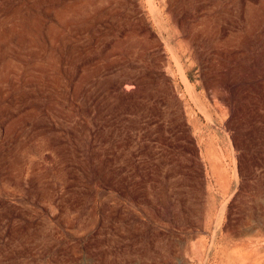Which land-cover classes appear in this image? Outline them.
<instances>
[{"label": "rangeland", "instance_id": "obj_1", "mask_svg": "<svg viewBox=\"0 0 264 264\" xmlns=\"http://www.w3.org/2000/svg\"><path fill=\"white\" fill-rule=\"evenodd\" d=\"M78 1L0 0V200L12 210L10 218L0 215V264H264V0L249 4L248 0H171L178 2L176 10L168 9L169 0H153L151 5L147 0ZM244 9L252 11L249 23ZM139 16L161 43L166 61L161 70L171 82L175 100L151 125L147 116L122 113L123 125L117 124L111 134H131L137 146L153 144L151 134L174 135L175 143L163 160L145 156L139 173L145 185L141 193L146 188L147 195L140 206L146 214L131 208L129 224L105 217L107 225L97 233L99 201H105L106 212L119 198L103 184V172L88 142L77 151L78 156L89 157L84 173L77 163L74 169L65 161L64 148L61 153L56 150L51 139L66 136L64 131L69 134L83 123V116L55 98L65 86L90 84L103 73L125 74L142 59L151 63L153 40L146 30L136 28ZM164 40L177 48L180 59L174 58V48L164 47ZM71 55H78L76 65L70 64ZM175 109L182 111L180 116ZM48 111L55 112L60 130L53 129ZM86 131L83 134H89ZM133 154L137 166L142 158ZM155 165L158 170L151 168ZM36 171L42 178L39 188L23 192L25 175ZM67 172L77 175L81 184L76 178V185L66 189L65 181L72 180L65 177ZM131 180L130 186L135 185ZM45 187H53L51 194L63 206L69 204L68 198L79 197L81 202L64 212L57 210L58 219H53L51 210L44 209V198H35L36 188ZM97 191L103 195L98 197ZM124 205L121 201L117 210L123 211ZM135 224L142 228L135 229Z\"/></svg>", "mask_w": 264, "mask_h": 264}, {"label": "bare ground", "instance_id": "obj_2", "mask_svg": "<svg viewBox=\"0 0 264 264\" xmlns=\"http://www.w3.org/2000/svg\"><path fill=\"white\" fill-rule=\"evenodd\" d=\"M13 1V0H12ZM78 1V0H77ZM134 1V0H133ZM161 1V0H160ZM176 1V0H175ZM210 1V0H209ZM208 1V2H209ZM219 1V0H218ZM253 0H248L246 1V4L250 3ZM257 1V0H256ZM258 1H262V0H258ZM79 2V1H78ZM147 2L150 3V5L153 3V0H147ZM167 2V1H166ZM180 2V1H179ZM182 2V1H181ZM242 2V1H241ZM3 3V2H2ZM178 3V2H177ZM173 1L169 0V3H167L169 8L168 9H175V4ZM184 2L180 3L183 4ZM207 3V2H206ZM229 3V2H228ZM244 3V1H243ZM164 4V3H163ZM166 4V3H165ZM202 4V3H201ZM262 4V3H261ZM132 5V4H131ZM149 5V6H150ZM157 5V4H156ZM184 5V4H183ZM237 5V4H236ZM244 4H242L243 6ZM5 6V5H4ZM178 6V5H176ZM209 6V5H207ZM211 6V5H210ZM241 6V7H242ZM250 6V5H249ZM263 6V5H260ZM244 7V6H243ZM248 7V6H247ZM264 7V6H263ZM150 8V7H149ZM155 8V7H154ZM233 8V7H232ZM246 8V7H245ZM253 8V7H252ZM167 9V11H169ZM177 9V8H176ZM175 9V10H176ZM209 9V8H208ZM212 9V6H211ZM226 9V8H225ZM224 9V10H225ZM199 10V9H198ZM201 10V9H200ZM204 10V9H203ZM202 10V11H203ZM220 10V9H219ZM223 10V11H224ZM229 10V9H228ZM233 10V9H232ZM235 10V9H234ZM242 10V8H241ZM245 10V9H244ZM264 10V9H263ZM178 11V10H177ZM218 11V10H217ZM152 12V11H151ZM154 12V11H153ZM199 12V11H198ZM233 12V11H232ZM249 9H247V11L245 10V19L248 20V23L250 22V16H249ZM136 13H140V9H136ZM135 13V14H136ZM168 13V12H167ZM231 13V12H230ZM264 13V12H262ZM109 14V13H108ZM175 14V12H174ZM177 14V13H176ZM207 14V13H206ZM221 14V13H220ZM219 14V15H220ZM233 14V13H231ZM157 15V13L155 14ZM161 15V14H160ZM196 15L198 16V14L196 13ZM211 15V14H210ZM223 15V14H222ZM19 16V15H18ZM21 16V15H20ZM114 16V15H113ZM158 16V15H157ZM196 16V18H197ZM200 16V15H199ZM238 16V14H237ZM240 16V15H239ZM162 17V15H161ZM175 17V16H173ZM172 17V18H173ZM264 17V15H263ZM2 18V17H1ZM8 18V17H7ZM6 18V20H7ZM23 18V17H22ZM112 18V17H111ZM156 18V17H155ZM201 18V17H200ZM199 18V19H200ZM244 18V17H243ZM158 19V18H157ZM235 19V18H234ZM233 19V21H234ZM244 19V20H245ZM264 19V18H263ZM262 19V20H263ZM5 20V19H4ZM10 20V19H9ZM8 20V21H9ZM18 20V19H17ZM198 20V19H197ZM201 20V19H200ZM7 21V22H8ZM15 21V19H14ZM162 21V20H160ZM202 21V20H201ZM231 21V20H230ZM229 21V22H230ZM231 21V22H233ZM236 21V20H235ZM238 21V20H237ZM157 22V21H156ZM167 22V21H166ZM204 22V21H203ZM231 22L229 24H231ZM264 22V21H263ZM228 23V21H227ZM240 23V22H239ZM247 23V24H248ZM246 24V25H247ZM47 25V24H46ZM160 25V24H159ZM237 25V24H236ZM1 26V25H0ZM4 26V25H3ZM116 26V25H115ZM166 26V25H165ZM206 26V25H205ZM8 27V25H7ZM114 27V26H113ZM201 27V26H200ZM198 27V28H200ZM224 27V26H223ZM222 27V28H223ZM226 27V26H225ZM224 27V28H225ZM9 28V27H8ZM136 28L138 30H146L147 28L144 27L143 24V17L141 18L139 16V22L136 26ZM197 28V27H196ZM230 28V26H229ZM235 28V27H234ZM238 28V27H237ZM10 29V28H9ZM7 29V30H9ZM117 29V28H116ZM160 29V27H159ZM219 29V27H218ZM244 29V28H243ZM254 29V28H253ZM12 30V29H10ZM200 30V29H199ZM198 30V33H199ZM240 30V29H239ZM245 30V29H244ZM148 34L151 35V37L153 36V33H151L150 31L146 30ZM166 31V30H165ZM205 31V29L203 30ZM213 31V30H212ZM222 31V30H221ZM225 31V30H224ZM227 31V30H226ZM246 31V30H245ZM264 31V30H263ZM29 32V31H27ZM45 32V31H44ZM201 32V30H200ZM238 32V31H237ZM241 32V30H240ZM243 32V31H242ZM2 33V31H1ZM30 33V32H29ZM130 33V32H129ZM164 33V31H163ZM169 33V32H167ZM206 33V32H205ZM229 33V32H228ZM235 33V32H234ZM239 33V32H238ZM160 34L161 31H160ZM159 34V35H160ZM13 35V34H12ZM124 36H126L125 34H123ZM136 35V33H135ZM143 35V34H142ZM140 35V36H142ZM158 35V36H159ZM169 35V34H168ZM205 35V34H204ZM232 35V34H231ZM234 35V34H233ZM264 35V33H263ZM30 36V35H29ZM28 36V37H29ZM76 36V35H75ZM201 36V34H200ZM237 36V35H236ZM239 36V35H238ZM242 36V34H241ZM7 37V36H5ZM162 37V36H161ZM203 37V36H202ZM228 37V35H227ZM82 38V37H81ZM165 38V37H162ZM159 38V39H162ZM197 38V37H196ZM201 38V37H200ZM226 37H223V40H225ZM230 38V37H228ZM245 38V36H244ZM246 38L247 35H246ZM250 38V37H249ZM262 38V37H261ZM7 39V38H6ZM166 39V38H165ZM243 39V38H242ZM251 39V38H250ZM75 40V39H74ZM153 40V45L152 50L150 51L151 54V63H148V61H145L142 58H139L140 62L135 66L132 67L130 70L126 71L125 74L120 75V73H118L115 76H108L106 74H102L100 77H97L95 79H92L90 82V84L87 85H83V86H78L76 84H73L72 87H64V93H62L61 95H58V97L55 98V100L57 101V103L59 104H63L64 106H70L76 113L79 112L81 113V115L78 116H83V123L78 122L79 124L76 125V127L72 128V130L70 131L72 134H67L66 131H64L66 133V136L63 134H59V136H55L53 137L51 140H53V144L57 145L56 150L58 149L59 152L61 153V151L64 148L65 153L67 154V157L65 158V161H67V163H71L74 165V169L76 168V166L78 167H82V170L85 168V165L88 163L89 161V157L86 155H82L81 157L78 156L77 151L81 150L80 146L84 145V142H88L90 143V145L87 143V146L89 148V146H93L92 149V153H95V155L93 156V158H95L97 160V163L94 161V163H96V166L98 169H100L103 172V184L105 182V184L110 185L109 187L116 193V195L118 196L119 199L114 200V202L112 203V205H109L107 207V211L105 212L106 207L103 209V204L105 203V201L100 200L99 201V205L98 208L101 212L100 217L98 218V221L95 225L96 228V232L99 233L102 228H104L107 224L106 221L104 220L105 217H108L109 219L111 218H118L122 221H125L126 223L129 224L128 219H129V215L130 214V210L131 208H135L138 211L142 212L144 215L145 213V209L143 207L140 206V203H145L146 199H147V195H146V188H145V194L141 193L143 190L141 188L145 187L144 183L141 181L140 179V171L144 170V159L145 156L147 154L153 155V156H158L157 158L163 160V155L164 152L170 153V148L172 146H174L172 143L174 141V138L172 136H168V135H164V134H151L152 135V141H154L153 144L151 143H147L146 145L144 144H139L134 145V140H133V135L131 134H111L112 132H114L115 127L117 126V124H121L122 123V118H120V115L123 113H128V114H142L143 116H147L148 119V123L154 124L157 122L158 118L160 117L159 115H161V111L163 110L164 106H169L171 105L172 99H174V92H173V87L171 86V82L169 81V79L167 78L166 74H163V70H161V67L163 66V64L166 62L165 61V57L163 56V54L161 53V43L158 39H155L154 37H152ZM238 40V39H237ZM236 40V41H237ZM247 40V39H246ZM147 41V39H146ZM164 47L165 44L170 46V49L172 50V48H174V50H172V54L174 55L175 53L177 55H174V58H176V60L180 59L179 54L177 53V48L175 49V47H173L170 44L169 40H164ZM197 41V39H196ZM245 41V39H244ZM243 42V44H245ZM152 42V41H151ZM249 41H247L246 43H248ZM241 43V42H240ZM95 45V44H94ZM238 45V44H237ZM8 46V45H7ZM96 46V45H95ZM94 46V47H95ZM101 46V45H100ZM167 46V47H168ZM242 45H240L239 47H241ZM252 46V45H251ZM250 46V47H251ZM29 47V46H28ZM163 47V48H164ZM245 47V46H244ZM40 48V47H39ZM247 48V47H246ZM22 49V48H21ZM95 49V48H94ZM98 49V48H97ZM252 49V48H251ZM13 50V49H12ZM90 49H88L89 51ZM170 50V51H171ZM242 50L240 48H238L236 51ZM43 51V50H42ZM243 51V50H242ZM44 53V52H43ZM239 53V52H238ZM148 54V53H147ZM78 56V55H77ZM76 55H71L70 57V64L72 65H76ZM147 56V55H146ZM176 56V57H175ZM44 57V56H43ZM130 58V57H128ZM46 60V59H45ZM12 61V60H11ZM116 61V60H115ZM180 61V60H179ZM13 62V61H12ZM45 62V61H43ZM122 63V62H121ZM39 64V63H38ZM166 64V63H165ZM179 64V63H178ZM169 66V65H168ZM179 69H181L180 65L178 66ZM167 68V67H166ZM170 73V72H169ZM183 72H180V74ZM70 75L72 74L71 72L69 73ZM27 75V74H26ZM62 75V74H61ZM69 75V76H70ZM74 75V74H73ZM65 76V75H64ZM264 77V76H262ZM175 78V77H174ZM182 78V76H181ZM260 80V79H259ZM61 82V81H60ZM254 82V81H253ZM52 83V81L50 82ZM62 83V82H61ZM257 85V84H256ZM17 86V85H16ZM175 87V86H174ZM234 87V86H233ZM63 89V88H62ZM27 90V88H26ZM219 90V89H218ZM217 90V91H218ZM230 91V90H229ZM219 92V91H218ZM33 93V92H32ZM51 93V92H50ZM227 94V93H226ZM5 95V94H4ZM57 95V94H56ZM197 95V94H195ZM247 96H249L250 98V93L246 94ZM49 96V95H48ZM232 96V95H231ZM55 97V96H54ZM198 97V96H197ZM252 98V97H251ZM13 100V99H12ZM16 100V99H15ZM31 100V99H30ZM178 100V99H177ZM176 100V101H177ZM246 100V99H245ZM248 100V99H247ZM43 103V102H42ZM249 102H246V107L249 111ZM42 106V105H40ZM199 106V105H197ZM229 110L230 112H233V106L229 103ZM17 107V105H16ZM176 107L179 109V105L177 104ZM8 108V107H7ZM171 109V108H170ZM175 109L179 114V110ZM30 110V109H29ZM50 111V110H49ZM47 112V116L50 117V120L53 121V129L54 130H60L58 128V125H61V122L57 119V116H55V112ZM46 112V111H45ZM182 112V111H181ZM25 113V112H24ZM75 113V114H76ZM21 114V113H20ZM36 114V113H35ZM211 114V113H210ZM42 117V116H41ZM76 117V116H75ZM178 117V116H177ZM65 120L68 119L69 117H64ZM115 118V120L111 123L109 121V119ZM173 119V118H172ZM183 119V117H182ZM41 120V119H40ZM81 121V120H80ZM171 121V119L169 120ZM179 121V120H178ZM58 122V123H56ZM41 123V122H40ZM52 123V122H51ZM50 123V124H51ZM31 124V122H30ZM45 124V123H44ZM65 124V123H64ZM174 124V123H173ZM177 125V123H175ZM184 124V123H183ZM92 125H98L99 128L93 129ZM175 125V126H176ZM181 125V123H180ZM25 126V124H24ZM37 126V125H36ZM61 127V126H60ZM180 127V126H179ZM20 130V129H19ZM40 130V129H39ZM53 130V131H54ZM76 131L82 132V134H76ZM86 130H88L89 134H83L85 132H87ZM186 130V129H185ZM50 131V130H49ZM181 131H183V129H181ZM35 132V131H34ZM62 132V130H61ZM39 133V132H38ZM41 133V132H40ZM30 134V133H29ZM36 134V133H35ZM176 136V135H175ZM179 136V135H178ZM183 136V135H182ZM182 136H180L182 138ZM177 137V136H176ZM179 138V137H178ZM184 138V137H183ZM13 139V138H12ZM141 139V138H139ZM176 140V139H175ZM179 140V139H178ZM177 140V141H178ZM59 141V142H58ZM180 141V140H179ZM7 142V141H6ZM24 142V141H23ZM70 143L72 142L74 144V146H72L71 148H68V146L64 147V143ZM181 142V141H180ZM183 142V141H182ZM47 143V141H46ZM60 143V144H59ZM2 144V143H1ZM17 144V143H16ZM49 144V143H48ZM65 144V145H66ZM187 143V139H186V143H184V146H186ZM20 145V144H19ZM38 145V144H37ZM51 145V143H50ZM61 145V146H59ZM71 145V144H70ZM176 145V144H175ZM25 145H23L24 147ZM133 146H136L133 148ZM191 146V144L189 145ZM53 147V146H52ZM177 147V146H176ZM183 147V146H182ZM187 147V146H186ZM185 147V148H186ZM14 148V147H13ZM22 149V146L20 147ZM48 148V146H47ZM133 148V149H132ZM174 148V147H173ZM8 149V148H7ZM21 149H19L21 151ZM49 149V148H48ZM84 149V148H83ZM175 149V148H174ZM16 150V149H15ZM47 150V149H46ZM55 150V149H54ZM52 150V151H54ZM85 150V149H84ZM86 151V150H85ZM91 151V150H90ZM9 152V151H8ZM11 152V151H10ZM9 152V153H10ZM81 152V151H80ZM157 152H159L160 154L158 155ZM4 153V152H3ZM133 153H137L141 155V162L137 163V166H133L134 165V161L132 159V156L134 155ZM64 154V153H63ZM80 154V153H79ZM136 154V155H137ZM8 155V154H6ZM3 156V155H2ZM14 156V155H13ZM16 156V155H15ZM8 157V156H7ZM63 157V156H62ZM61 157V159H62ZM79 157V158H78ZM122 158L120 161L119 158ZM3 158V157H2ZM14 158V157H11ZM46 158V157H45ZM134 158V157H133ZM139 158V157H138ZM67 159V160H66ZM92 159V158H91ZM90 159V160H91ZM2 160V159H1ZM4 160V159H3ZM93 160V159H92ZM138 160V159H136ZM6 161V160H5ZM16 161V160H15ZM46 161V160H45ZM60 161V160H59ZM143 161V162H142ZM9 162V161H8ZM6 163V162H5ZM10 163V162H9ZM40 163V162H39ZM60 162H57V164ZM75 163L76 166H75ZM8 164V163H7ZM15 164V163H14ZM43 165V163H41ZM56 164V163H55ZM66 164V163H65ZM70 164V165H71ZM116 164V166H114ZM2 165V164H1ZM0 165V166H1ZM9 165V164H8ZM20 165V163H19ZM18 165V166H19ZM22 165V164H21ZM40 165V164H39ZM63 165V164H62ZM72 165V166H73ZM143 165V166H142ZM5 166V165H3ZM12 166V164L10 165ZM10 166H9V170H10ZM34 166V165H33ZM60 166V165H59ZM67 166V165H66ZM14 167V166H12ZM17 167V166H16ZM27 167V166H26ZM32 167V166H31ZM50 167V166H49ZM54 167V166H53ZM89 167V166H86ZM4 168V167H3ZM21 168V167H20ZM59 168V167H57ZM68 168V167H67ZM72 168V167H71ZM151 168L158 170L157 165L152 166ZM5 169V168H4ZM16 169V168H15ZM54 169V168H53ZM64 169V168H63ZM62 169V170H63ZM3 170V169H2ZM8 170V171H9ZM19 170V169H18ZM29 170V169H28ZM50 170V169H49ZM68 170V169H67ZM72 170V169H71ZM85 170V169H84ZM83 170L82 173H84L85 171ZM89 170V169H88ZM97 169H95L96 171ZM7 171V172H8ZM11 171V170H10ZM9 171V172H10ZM55 171V170H54ZM123 171V173H121ZM1 172V171H0ZM5 172V171H4ZM2 172V173H4ZM8 172V174H9ZM27 172V171H26ZM52 172V171H51ZM75 172V171H74ZM89 173H91L90 171H88ZM56 173V172H55ZM63 173V172H62ZM76 173H80L77 172ZM191 172H189L190 174ZM6 174V173H5ZM87 174V173H86ZM96 174V173H95ZM4 175V174H3ZM44 175V174H42ZM63 175V174H62ZM88 175V174H87ZM90 175V174H89ZM88 175V176H89ZM99 175V174H98ZM97 175V176H98ZM142 175V174H141ZM188 175V174H187ZM192 175V173H191ZM11 176V175H10ZM80 176V175H79ZM86 176V175H85ZM134 176V177H133ZM14 177V174H13ZM16 177V174H15ZM68 178H72L71 181H65L64 186L65 188H69L73 185H76V178L78 177L77 175L75 176V174H71V172H67V176ZM87 177V176H86ZM85 177V178H86ZM91 177V176H90ZM132 177V178H130ZM193 177V176H192ZM8 178V177H7ZM12 178V177H11ZM23 178V177H22ZM24 181V187L21 188V190L24 192L28 191L29 189L31 190L30 187H35L39 186L41 184V173L36 171V172H31L29 174H26ZM45 178V177H44ZM43 178V179H44ZM83 178V176H82ZM84 178V179H85ZM94 178V177H93ZM130 178V179H129ZM13 179V178H12ZM18 179V177L16 178ZM15 179V180H16ZM21 179V178H20ZM67 179V178H66ZM89 179V178H88ZM133 179V181L135 182V185L130 186L131 184H129V180ZM189 179V178H188ZM9 180V179H8ZM78 180V178H77ZM143 180V179H142ZM156 180V179H155ZM17 181V180H16ZM79 181V180H78ZM82 181V179H81ZM86 181V180H85ZM132 181V180H131ZM14 182V181H13ZM44 182V181H43ZM62 182V181H61ZM90 182V181H89ZM102 182V180H101ZM190 182V181H189ZM201 182V180H200ZM17 185V182H15ZM20 183V182H18ZM60 183V181L58 182ZM80 183V181H79ZM88 183V182H87ZM86 183V184H87ZM99 183V181H98ZM14 184V183H13ZM12 184V185H13ZM63 184V183H62ZM78 184V183H77ZM81 184V183H80ZM79 184V185H80ZM85 184V185H86ZM90 184V183H89ZM100 184V183H99ZM98 184V185H99ZM191 184V183H190ZM189 184V186H190ZM21 185V184H19ZM93 185V184H91ZM97 185V184H95ZM106 185V186H107ZM55 186V185H54ZM59 186V185H56ZM4 187V186H3ZM42 187V185L40 186ZM74 187V186H73ZM86 187V186H85ZM88 187V186H87ZM86 187V188H87ZM90 187V186H89ZM5 188V187H4ZM39 188V187H38ZM36 188L38 191H36L37 193L35 194V198L42 196L44 198V201H46V205L45 207L42 206V209L44 207V209H50L52 214L51 217L53 219L57 218L56 214H57V210L58 212H64L66 210L67 207H74L75 205H78L81 202V199L78 198H68V201L66 199V202H68L69 204H66L63 206L62 202H58L55 199V196H53L51 194V190L53 191V187H45L43 190ZM80 188V187H79ZM103 188V186H102ZM7 189V188H6ZM58 189V188H57ZM65 189V190H66ZM70 189V188H69ZM106 189V188H105ZM4 190V189H3ZM41 190V191H40ZM90 190H96V189H90ZM59 191V190H58ZM73 191V190H72ZM80 191V189H79ZM14 192V191H12ZM63 192V190L61 191V193ZM70 192V191H69ZM76 192V191H73ZM72 192V193H73ZM82 192V191H81ZM17 193V192H16ZM54 193V191H53ZM64 193H66L64 191ZM63 193V194H64ZM80 193V192H79ZM87 193V192H85ZM15 194V193H14ZM19 194V193H18ZM23 194V193H20ZM25 194V193H24ZM34 194V193H33ZM74 194V193H73ZM89 194V191H88ZM95 194H97L98 197H100L101 195H103V192H96ZM108 194V193H107ZM188 194V193H187ZM4 195V194H3ZM29 195V194H28ZM38 195V196H37ZM58 195V193H57ZM67 195V194H66ZM72 195V194H71ZM77 195V194H76ZM80 195V194H78ZM86 195V194H85ZM84 195V197H85ZM93 196V192L92 194H90ZM106 195V193H105ZM19 196V195H18ZM33 196V195H31ZM60 196V195H59ZM65 196V195H64ZM73 196V195H72ZM83 196V193H82ZM201 196V195H200ZM24 197V196H23ZM30 197V196H29ZM34 197V196H33ZM58 197V196H57ZM95 197V196H94ZM93 197V199H94ZM184 197V196H183ZM5 198V197H4ZM28 198V197H26ZM67 198V197H66ZM115 198V197H113ZM185 198H186V194H185ZM202 198V197H201ZM6 199V198H5ZM24 199V198H23ZM41 199V198H40ZM91 199V198H90ZM188 199V198H187ZM30 200V199H29ZM83 200V199H82ZM95 200L97 201V198L95 197ZM108 200H110L108 198ZM112 200V199H111ZM17 201V200H16ZM34 201V200H33ZM87 201V200H86ZM91 201V200H90ZM113 201V200H112ZM121 201H125L126 205L125 209L123 211H119L117 210V206L118 204H120ZM10 202V201H9ZM65 202V203H66ZM85 202V200H84ZM94 202V201H93ZM107 202V200H106ZM20 203V202H18ZM88 203V201H87ZM86 203V204H87ZM11 204V202H10ZM33 204V203H32ZM93 204V203H92ZM31 205V204H30ZM37 205V204H35ZM42 205V204H41ZM95 205V204H94ZM38 206V205H37ZM88 206V205H87ZM91 206V205H90ZM88 206V208L90 207ZM96 206V205H95ZM41 208V206H39ZM80 207V206H79ZM34 208V207H33ZM77 208V207H76ZM120 208V207H119ZM26 209V208H25ZM68 209V208H67ZM87 209V208H86ZM85 209V210H86ZM93 209V208H92ZM188 211L190 208H187ZM15 210V209H14ZM13 210V211H14ZM31 210V209H30ZM89 210V209H88ZM96 210V209H95ZM22 211V210H21ZM36 211V210H35ZM46 211V210H45ZM82 211H84L82 209ZM92 211V210H91ZM195 211V210H194ZM16 212V211H15ZM37 212V211H36ZM44 212V211H43ZM56 212V214H55ZM187 212V211H186ZM197 212V211H196ZM27 213V212H26ZM84 213V212H83ZM104 213V214H103ZM14 214V213H13ZM24 214V213H23ZM28 214V213H27ZM64 214V213H63ZM90 214V213H89ZM93 214V213H91ZM132 214V213H131ZM0 215H4L5 218L6 216H9L8 218H10V216L12 215V210L9 209L8 205L5 204L4 201L0 200ZM19 215V214H18ZM40 215V214H39ZM50 215V214H48ZM104 215V216H103ZM15 216V215H14ZM13 216V218H14ZM85 216V215H84ZM88 216V215H87ZM90 216V215H89ZM21 217V216H20ZM49 217V216H48ZM131 217V216H130ZM134 217V216H133ZM136 217V216H135ZM33 218V217H32ZM64 218V217H62ZM140 218V217H139ZM145 218V217H144ZM15 219V218H14ZM19 219V218H18ZM17 219V220H18ZM22 219V218H20ZM24 219V218H23ZM28 218H26L27 220ZM30 219V218H29ZM58 219V218H57ZM132 219V218H131ZM32 220V219H30ZM139 220V219H137ZM152 220V219H151ZM20 221V220H19ZM24 221V220H22ZM36 221V220H35ZM16 222V221H15ZM21 222V221H20ZM26 222V221H25ZM142 222V221H141ZM152 222V221H151ZM65 223V222H64ZM133 223V222H132ZM138 223V222H137ZM144 223V222H143ZM13 224V223H12ZM59 224V223H58ZM7 225V224H6ZM35 225V224H34ZM132 225V224H131ZM142 224H135V229L140 230L142 228L141 226ZM12 226V225H11ZM24 226V225H23ZM22 226V227H23ZM66 226V225H65ZM147 226V225H146ZM171 229V228H170ZM173 229V228H172ZM8 231V230H7Z\"/></svg>", "mask_w": 264, "mask_h": 264}]
</instances>
